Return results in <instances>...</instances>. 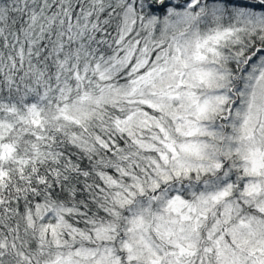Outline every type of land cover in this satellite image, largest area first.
Masks as SVG:
<instances>
[{"label": "snow or ice", "instance_id": "snow-or-ice-1", "mask_svg": "<svg viewBox=\"0 0 264 264\" xmlns=\"http://www.w3.org/2000/svg\"><path fill=\"white\" fill-rule=\"evenodd\" d=\"M0 264H264V0H0Z\"/></svg>", "mask_w": 264, "mask_h": 264}]
</instances>
